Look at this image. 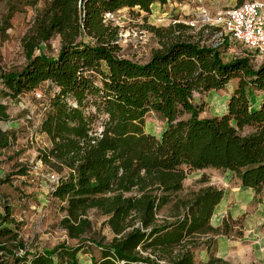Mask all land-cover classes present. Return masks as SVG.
Returning <instances> with one entry per match:
<instances>
[{"label":"trees","instance_id":"obj_1","mask_svg":"<svg viewBox=\"0 0 264 264\" xmlns=\"http://www.w3.org/2000/svg\"><path fill=\"white\" fill-rule=\"evenodd\" d=\"M169 1H41L21 41L25 65L0 74V83L12 102L44 85L53 90L48 98L39 94L38 131L50 147L38 159L58 175L50 198L64 213L60 226L79 244L16 256L12 250L24 247L6 206L0 213L6 259L0 264H78L83 237L91 231L90 211L106 217L113 234L108 243L88 242L91 264H230L213 251L214 240L228 237L237 224L211 225L223 190L204 180L205 187L180 195L191 172L208 169L229 172L256 195L264 191V64L224 62L221 45L164 41L156 28L151 31L160 48L147 61L121 58L118 29L107 15H149ZM55 37L58 53L48 57L41 45ZM232 82L225 113L200 118L203 108L194 95L222 91ZM151 114L165 124L159 137L145 132ZM8 120L0 103V123ZM244 129L251 132L243 135ZM8 145L9 135L0 130V150ZM201 250L205 261L196 258Z\"/></svg>","mask_w":264,"mask_h":264},{"label":"rangeland","instance_id":"obj_2","mask_svg":"<svg viewBox=\"0 0 264 264\" xmlns=\"http://www.w3.org/2000/svg\"><path fill=\"white\" fill-rule=\"evenodd\" d=\"M191 1L193 3H190ZM248 1L253 0H207L205 6L212 15L218 10L236 7ZM176 4L177 7L172 8L180 9L177 14L168 11L167 7L165 10L154 7L149 15L138 13L136 10L132 12L122 10L113 17H107V20L118 29L119 56L139 63L147 61L151 54L160 48L161 39L151 31L152 28L161 30L160 35L164 41L179 39L213 47L216 43L214 35L218 29L190 28L185 25L186 22L197 17L194 14L195 0H180ZM42 8L43 4L40 0H0V74L15 72L24 67L26 60L21 41L31 30L36 13ZM175 21L178 23L174 24ZM177 25L183 28L174 29L173 27ZM59 44V38L55 37L41 45L42 52L48 57H55ZM223 45L220 54L224 62L247 58L254 68L264 64V55L253 53L238 42L227 40L226 46ZM234 87L235 82H232L219 92L195 94V103L203 108L200 118L222 116ZM52 93L50 86L44 85L34 93L12 102L5 97L0 83V103L7 107L9 115L7 122L0 123V130L9 135L8 147L0 150V213H3V207L6 206L11 210V221L24 247L22 251L12 250L16 256L22 255L24 251L33 255L50 251L59 245L76 247L79 244L69 239L60 226L64 213L59 210V204L50 198V189L53 185L50 176L57 178L58 175L44 167L38 159L39 154L47 150L50 144L38 131L40 99H37L36 95L44 94L48 98ZM30 117L32 120L29 119ZM164 127V122L154 115L147 116L146 133L159 137ZM250 132V129H244L242 134ZM204 180H208L209 185L223 189L227 193L221 206L223 214L228 209L242 206L249 199L248 193H245L246 191L232 175L212 169L191 172L184 182V192L180 196L184 197L192 191L205 187L207 183H202ZM224 216V219L228 218L226 220L229 223L237 222L232 228V233L224 238L229 241H242L249 230L245 215L234 221L230 216ZM87 218L91 222V231L83 237L86 243L83 244L84 249L77 255L78 264H89L90 257L87 252L93 248L89 241L108 243L113 238L106 224V217L96 211H90ZM211 223L214 226L215 219H212ZM0 245L3 246L4 243L0 241ZM262 252L264 253L263 250ZM196 258L201 260L205 255L199 252ZM4 259H6L5 255L0 252V263L4 262Z\"/></svg>","mask_w":264,"mask_h":264},{"label":"crops","instance_id":"obj_3","mask_svg":"<svg viewBox=\"0 0 264 264\" xmlns=\"http://www.w3.org/2000/svg\"><path fill=\"white\" fill-rule=\"evenodd\" d=\"M179 1L180 0H170L164 6L155 5L152 8L155 7L157 9L165 10L167 7V9L169 8L168 11L177 14L178 11L180 12V9L173 10L172 7H177L176 2ZM190 3L193 2L191 1ZM183 11L185 10H182V12ZM238 184L240 185L239 181ZM244 191L249 195V199L246 200L247 202L243 203L242 206L238 208L232 210L228 209L227 212L223 214L224 212H222L223 208H221V206L227 194L223 190V199L216 207L212 216V219H215V225L213 226L212 223L211 225L214 228L221 226V222H223L222 220L228 219H224V215L230 216L233 221L245 215L249 230L245 233L242 241H229L223 236L217 237L213 243V251L216 257L230 264H264V253L262 252V250L264 251V191L259 195H256L252 190ZM199 252H202L205 255V258L199 261H205L207 258L205 251L201 250ZM199 252L196 253V256ZM89 264H91L90 260Z\"/></svg>","mask_w":264,"mask_h":264},{"label":"built area","instance_id":"obj_4","mask_svg":"<svg viewBox=\"0 0 264 264\" xmlns=\"http://www.w3.org/2000/svg\"><path fill=\"white\" fill-rule=\"evenodd\" d=\"M206 2L207 0H195L194 14L197 17L186 22V26L218 29L214 35L216 43L213 47L230 40L240 43L257 55H264V0L244 2L240 6L218 10L212 15L206 9ZM176 23L178 22L175 21L174 24ZM36 98L40 99V95H36ZM50 181L55 184L57 178L50 176Z\"/></svg>","mask_w":264,"mask_h":264}]
</instances>
